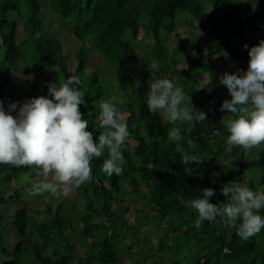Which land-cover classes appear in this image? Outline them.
<instances>
[{
  "label": "trees",
  "instance_id": "trees-1",
  "mask_svg": "<svg viewBox=\"0 0 264 264\" xmlns=\"http://www.w3.org/2000/svg\"><path fill=\"white\" fill-rule=\"evenodd\" d=\"M251 2L260 7L254 22L246 20L255 30L257 23L264 24V0ZM46 8L59 14L65 20L61 30L72 32L81 43L74 68L61 30L52 28L51 19L46 23L47 32L43 30L42 13ZM179 12L188 21L190 18L191 23L196 21L203 34L209 35L205 51L200 44L201 35H196L197 40L184 42L176 26ZM237 17L240 14L233 0H0V101L23 102L19 96L7 97L9 87L18 90L13 72L23 66L25 73L37 72L43 82L57 86L69 75L77 76L87 104L80 105V111L95 138L102 131L98 127L99 102L111 100L122 88L127 99L124 109L128 113L123 120L136 141L133 149L126 142L122 146L125 163L120 175L109 176L101 171L108 155L105 150L90 162L93 179L74 187L76 196L86 200L80 217L81 244L87 245L90 239L94 250H78L79 257H74L76 250L71 236L76 232L75 215L63 203L57 205L55 213L54 208L47 207L45 212L51 215L50 219L39 221L31 215L30 202L25 200L14 212L13 225L22 238L12 249L6 247L0 228L3 256L0 264H121L140 242V228L136 223L129 225L126 216L123 218L130 208L124 202L127 190L123 189L124 185L139 195L141 201L145 200L159 218V224H167L174 235L158 242L157 254L139 251L134 264H158L163 255L171 257L173 264H264V228L248 240L238 237L237 229L221 223L219 217L213 222L204 221L197 229L196 212L179 204V198H195L204 188L215 192L210 203H226L220 190L230 182L247 183L253 190H264V147L247 152L239 147L225 151L228 133L221 121L225 114L231 113L219 109L225 99H231L226 87L220 85L215 93L208 87L197 90L198 77L219 70L220 64L227 66L233 62L239 70L247 69L250 58L244 45L250 48L256 43L240 41L235 25ZM20 29L26 34L22 44L18 42ZM169 36L178 40L172 51L168 47ZM134 41H142L150 48L139 64ZM192 51H197L199 57H194ZM91 59L100 63L103 71L92 67ZM153 63L158 66L155 70L151 69ZM181 64L184 66L179 69ZM108 69L118 74H133L134 82L144 85L164 77L173 80L185 94V105L204 111L206 120L192 126L162 121L158 114L147 110V95L139 92L134 82L109 77L105 74ZM173 127H180L184 138L180 143L186 152L199 154L204 159L202 164H180L181 155L167 140V132ZM25 168L0 164V185L13 183ZM21 197V189L17 187L13 194L0 196V219L5 202ZM132 206L137 219L138 209ZM261 214L264 215V210ZM100 217L105 221L96 222ZM30 226L34 227L36 238L27 236ZM124 228L132 231L134 241L122 248L121 236L127 235L126 231L122 232ZM59 245H63L64 252L58 251ZM50 246L52 256L45 254ZM194 247L197 251L192 253Z\"/></svg>",
  "mask_w": 264,
  "mask_h": 264
},
{
  "label": "clouds",
  "instance_id": "clouds-1",
  "mask_svg": "<svg viewBox=\"0 0 264 264\" xmlns=\"http://www.w3.org/2000/svg\"><path fill=\"white\" fill-rule=\"evenodd\" d=\"M249 61L246 70H237L219 77V85L226 87L231 99H225L219 111L226 110L235 118L225 123L227 130L226 152L239 147L247 152L264 144V39L248 47ZM153 63L151 69H157ZM146 106L162 121L192 126L206 120L204 111L185 105V94L173 80L164 77L149 84ZM85 92L79 77L69 75L59 87L48 86L45 96L11 102L0 101V164L30 167L38 172L40 181L33 185L32 194L45 192L55 197H67L73 187L93 179L90 162L107 150L101 171L106 175H120L125 163L121 151L129 137L127 123L111 100L99 102V135L94 138L88 121L83 118L80 105L87 106ZM190 100V97H189ZM13 113H15L13 115ZM180 127L167 132V140L181 155L180 164H202L199 154L185 151ZM187 143L191 145V140ZM226 203L213 204L212 188L201 189V195L184 199L179 204L197 214L195 227L204 221L220 222L237 229L236 235L248 240L264 228V190H253L247 183L230 182L221 188Z\"/></svg>",
  "mask_w": 264,
  "mask_h": 264
},
{
  "label": "rangeland",
  "instance_id": "rangeland-1",
  "mask_svg": "<svg viewBox=\"0 0 264 264\" xmlns=\"http://www.w3.org/2000/svg\"><path fill=\"white\" fill-rule=\"evenodd\" d=\"M235 5V10L237 13L240 14V17H237L235 19V25L237 26L239 30V36L240 41L245 44L246 42H254L258 44V42L262 39H264V24L257 23V27L260 26V33H257V30H253L249 24L246 22V20H250L252 22L255 21L256 16L258 15L260 11V7L254 5L251 0H233ZM255 16V17H254ZM186 15L179 12L176 16V26L177 30L182 33L184 42L187 43L192 40H197L196 35L202 36L201 47L203 51L208 47L209 44V35L206 36L202 32V29L196 26V21L193 23L186 19ZM48 19H51L52 28L58 29L60 31L63 28V24L65 23V20L57 13H54L53 11L48 10L46 8L45 12L42 13V20L44 22L43 30L44 32H47L46 23L49 21ZM144 23L147 22L146 17L144 18ZM195 23V24H194ZM65 27V26H64ZM256 27V28H257ZM26 38V34L23 31V29L19 30L18 35V42L24 43V40ZM61 38L65 42L69 55L68 58L70 60V65L72 68L76 67L77 65V59H76V52L78 51L81 43L77 39V37L72 32H65L64 30H61ZM168 40V47L172 51L174 48L177 47V39L174 36L167 37ZM137 46L138 50V57L136 60V63L139 64L142 58H145V55L147 54V51H149V45H145L140 42H133ZM242 44V45H243ZM194 57H199L198 52L192 51L191 52ZM178 57V56H177ZM151 64V63H150ZM149 64V65H150ZM90 65L94 67L96 70L100 69V71H103V67L100 63H98L95 59H91ZM183 64L179 65V69L183 68ZM24 66L19 71L13 72V80L18 84V90L9 87L8 88V96L11 97L14 95L13 98H16L19 96V98L23 99V102L26 99H31L33 97H39V96H45L48 92V86L53 83H46L43 82V79L40 78V76L37 74V72L32 73H25L23 70ZM239 70L238 66L234 64L233 62L228 64L227 66H224L220 64L219 70H215L210 73H204L198 77L199 79V86L197 90L203 87H208L211 93H215L217 88L220 86L218 81L219 77L221 75V72H237ZM105 74L109 77H113L116 79L122 78L127 83L134 82V75L133 74H125V73H116L114 69H108L106 70ZM135 83V88L139 89V92H143L147 94L149 90V84H139L138 82ZM57 86V85H55ZM33 87V89H32ZM59 87V86H57ZM119 96V97H118ZM189 98V96H188ZM21 99V100H22ZM14 100V99H13ZM3 100L4 106L7 110L8 104L11 102H20V100ZM111 101L117 106L119 111L121 112L122 119L126 117L128 114L126 110L124 109V105L127 102V99L124 97V90L121 88L119 89V95L112 96ZM15 113H13L14 115ZM224 120L227 121L230 118H235L231 114H225L223 116ZM126 143L129 145V149H133L136 145V141L133 139V137L129 134V137L126 140ZM264 147V144H261L256 149H262ZM247 173V168L244 169ZM1 181V178H0ZM40 181V177L38 175V172L34 170L33 168L26 167L24 172H20L19 178L16 179L13 183H4L0 185V196H9L10 194H13L14 187L20 188L22 197L19 200H7L2 208V218L0 219V228L2 229L5 237V245L9 249H12L13 246L18 242L22 236L18 233V230L13 225V217L14 212L19 207H22L25 203V200L30 202V213L33 215L37 220L39 221H47L50 219L51 215H48L45 211L47 207L54 208L53 213H55L56 207L59 203H63L66 210H69V213L72 215H75L74 219L76 222V232L72 234L71 240L72 245L75 247L76 252L73 253L74 257H79V252H83V250H94L95 245L92 243V241L89 239L87 242V245L83 246L81 244V234H82V227H81V215L82 211L84 210V206L86 204V200L82 197L76 196L75 188L73 187L67 197H55L51 195L50 193H43L39 195H33L32 189L33 185L38 183ZM106 185L109 186V182H106ZM125 186V185H124ZM123 189L126 190L124 195V202L129 205V212L124 214L123 218H125L129 221V225H132L129 220V214L130 210L133 207L132 205L136 206L137 210V219H136V226L140 228V242L138 245H136L131 255L128 254V258H124L121 264H134L136 262V257L138 256V252L141 250H147L149 252H153L157 254V245L159 241H165L168 239H171L174 237L173 234H171V229L167 227V224H159V218L155 214V212L150 208L149 206H146L145 200L141 201L139 195H134L128 187H124ZM73 201V203H71ZM142 212V214H141ZM52 213V214H53ZM120 217V216H119ZM140 220V221H138ZM105 221L104 218L100 217L97 219L96 222H102ZM126 231L127 235L121 236V242L120 246L122 248H125L128 244H131L134 241V235L132 231L129 228H124L122 230ZM121 232V235H122ZM27 236L36 238L37 234L35 233L34 227L30 226L27 229ZM84 248V249H83ZM58 251L64 252L63 245H59L57 247ZM197 248L194 247L193 252H196ZM45 254L48 256H52V247L46 248ZM122 255L123 252H120ZM3 256L0 252V262L2 261ZM151 259L149 263H151ZM173 259L169 256L163 255L159 261L158 264H173ZM37 263V262H35ZM38 264V263H37Z\"/></svg>",
  "mask_w": 264,
  "mask_h": 264
},
{
  "label": "built area",
  "instance_id": "built-area-1",
  "mask_svg": "<svg viewBox=\"0 0 264 264\" xmlns=\"http://www.w3.org/2000/svg\"><path fill=\"white\" fill-rule=\"evenodd\" d=\"M129 220H130L132 225H134L136 223V213H135V210L133 207L130 210Z\"/></svg>",
  "mask_w": 264,
  "mask_h": 264
},
{
  "label": "water",
  "instance_id": "water-1",
  "mask_svg": "<svg viewBox=\"0 0 264 264\" xmlns=\"http://www.w3.org/2000/svg\"><path fill=\"white\" fill-rule=\"evenodd\" d=\"M256 30H257V33H260V26H258V27L256 28Z\"/></svg>",
  "mask_w": 264,
  "mask_h": 264
}]
</instances>
